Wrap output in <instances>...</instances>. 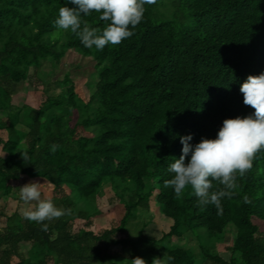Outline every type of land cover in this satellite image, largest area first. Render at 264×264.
<instances>
[{
  "label": "trees",
  "instance_id": "1",
  "mask_svg": "<svg viewBox=\"0 0 264 264\" xmlns=\"http://www.w3.org/2000/svg\"><path fill=\"white\" fill-rule=\"evenodd\" d=\"M66 5L76 7L68 0H0V112L8 119L0 124L6 130L0 197L13 194L15 182L41 178L65 211L45 221L47 231L17 211L0 212V263L17 257V264H264V150L237 176L222 211L198 204L191 188L177 197L163 186L172 178L168 165L181 155L179 136L192 134V144L214 138L225 118L254 111L244 105L240 85L264 72V0H157L145 5L130 38L103 50L54 26ZM81 21L98 32L107 27L95 12ZM69 50L95 61L90 99L80 98L66 77L61 94L39 107L14 106L10 86ZM107 184L124 206L120 224L72 232L74 218L91 225ZM221 189L213 181L211 191ZM152 200L172 221L169 231L155 239L143 233L145 223L136 239L118 238ZM229 226L236 233L225 260L215 247ZM186 235L199 241L198 254L174 244ZM24 243L30 248L22 252ZM126 244L129 254L114 249Z\"/></svg>",
  "mask_w": 264,
  "mask_h": 264
},
{
  "label": "clouds",
  "instance_id": "2",
  "mask_svg": "<svg viewBox=\"0 0 264 264\" xmlns=\"http://www.w3.org/2000/svg\"><path fill=\"white\" fill-rule=\"evenodd\" d=\"M68 2L76 7H61L53 21L54 26L70 30L86 48L103 50L106 45H119L130 38L134 34L130 28H135L142 21L145 5H153L157 0ZM93 12L98 14L101 21L107 22L102 32L87 24L82 26L81 16ZM240 92L244 105L254 109L252 113L225 118L214 138L202 137L195 144L190 143L192 134L179 136L181 155L168 165L172 178L163 184L164 188L173 189L177 197L186 188H191L198 198V204H212L222 211L221 200L231 197L237 176L243 177L252 168L255 155L264 150V72L248 75L240 85ZM213 181L223 185V189L211 191ZM40 184L29 182L21 186L19 197L25 203L35 202L34 207L24 211V218L39 224L42 231H47L45 221L59 219L65 215V211L57 207L51 198H42ZM244 203H249L247 196ZM134 261L140 264L139 260Z\"/></svg>",
  "mask_w": 264,
  "mask_h": 264
},
{
  "label": "rangeland",
  "instance_id": "3",
  "mask_svg": "<svg viewBox=\"0 0 264 264\" xmlns=\"http://www.w3.org/2000/svg\"><path fill=\"white\" fill-rule=\"evenodd\" d=\"M66 77L70 78L78 96L84 101H88L94 94L97 83L94 59L69 50L59 63L52 59H46L37 68L31 67L25 81L10 86L14 106L18 105L19 102H23L35 108L39 107L41 102L47 97L61 94L63 90L62 82ZM7 123V113L0 112V124L4 127ZM1 139L2 141L6 139V130L4 128H0V152L3 145ZM29 182L41 183L39 187L42 198H51L57 207L63 209L62 201L58 197L54 186L47 180L34 178L24 183L15 182L13 194L0 197V212L10 216L17 211L23 215L25 210L35 206V202L25 203L19 197L20 187ZM96 205L97 212L92 217L91 225H87L85 220L74 218V220H71L72 232L75 233L85 227L95 233H99L103 229L117 227L120 224L124 215V206L115 197L109 184L105 185L103 194L98 197ZM5 220L6 218H3V224L6 222ZM171 225L172 221L158 213L154 200H152L150 210L148 212L140 211L138 217L129 222L127 230L119 231L117 237L136 239L141 228L145 226L143 228L145 235L159 239L164 232L169 231ZM235 233L236 229L233 226L227 227L224 233V240L215 247L217 253L225 260L231 259V246L235 239ZM173 242L182 247L192 249L196 254L199 252V241L194 236L186 235L183 238H175ZM28 249L29 244H22V251H27ZM114 249L124 254H129L131 247L126 244L123 246L118 245ZM149 257L153 258V256Z\"/></svg>",
  "mask_w": 264,
  "mask_h": 264
},
{
  "label": "crops",
  "instance_id": "4",
  "mask_svg": "<svg viewBox=\"0 0 264 264\" xmlns=\"http://www.w3.org/2000/svg\"><path fill=\"white\" fill-rule=\"evenodd\" d=\"M24 244H26V243H24ZM29 248H30V244H29ZM22 252H25V251H22ZM17 262H18V258L15 257L11 263H12V264H17ZM0 264H1V263H0Z\"/></svg>",
  "mask_w": 264,
  "mask_h": 264
}]
</instances>
